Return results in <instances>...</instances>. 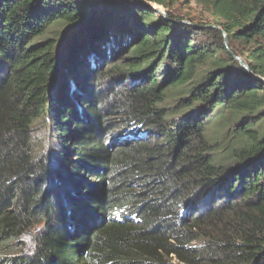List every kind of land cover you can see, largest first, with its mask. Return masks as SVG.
<instances>
[{"label": "trees", "instance_id": "16d2710c", "mask_svg": "<svg viewBox=\"0 0 264 264\" xmlns=\"http://www.w3.org/2000/svg\"><path fill=\"white\" fill-rule=\"evenodd\" d=\"M0 264H264V0H0Z\"/></svg>", "mask_w": 264, "mask_h": 264}, {"label": "rangeland", "instance_id": "374dc122", "mask_svg": "<svg viewBox=\"0 0 264 264\" xmlns=\"http://www.w3.org/2000/svg\"><path fill=\"white\" fill-rule=\"evenodd\" d=\"M154 8H157V9H160V10H164V7L161 6V5H157V4H151ZM188 6L192 7V10H194L196 12V14L200 13V9L196 6L195 2L194 1H190L189 4H186V3H183V5H181V10H183L182 12L186 13L187 12V8ZM54 28L51 27L48 31V36H53V30ZM62 50V53L61 54H64L65 53V50H66V47H62L61 48Z\"/></svg>", "mask_w": 264, "mask_h": 264}, {"label": "water", "instance_id": "95a60500", "mask_svg": "<svg viewBox=\"0 0 264 264\" xmlns=\"http://www.w3.org/2000/svg\"><path fill=\"white\" fill-rule=\"evenodd\" d=\"M155 9H156V11H158V12L164 13V10L162 11V10L157 9V8H155ZM69 47H70V46H68V47L66 48V50H65V53L62 54V60H63V61H66V59L68 58L69 54L71 53L70 49H74V48H75V47H73V48H69ZM242 64L246 67V65H245L244 63H242Z\"/></svg>", "mask_w": 264, "mask_h": 264}, {"label": "clouds", "instance_id": "9594fccd", "mask_svg": "<svg viewBox=\"0 0 264 264\" xmlns=\"http://www.w3.org/2000/svg\"><path fill=\"white\" fill-rule=\"evenodd\" d=\"M116 213V212H115Z\"/></svg>", "mask_w": 264, "mask_h": 264}]
</instances>
